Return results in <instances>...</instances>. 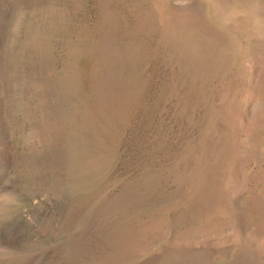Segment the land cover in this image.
I'll use <instances>...</instances> for the list:
<instances>
[{
  "label": "rangeland",
  "instance_id": "rangeland-1",
  "mask_svg": "<svg viewBox=\"0 0 264 264\" xmlns=\"http://www.w3.org/2000/svg\"><path fill=\"white\" fill-rule=\"evenodd\" d=\"M0 264H264V0H0Z\"/></svg>",
  "mask_w": 264,
  "mask_h": 264
}]
</instances>
